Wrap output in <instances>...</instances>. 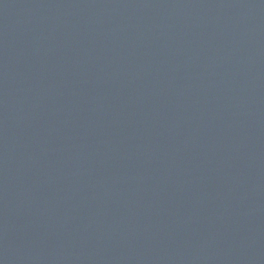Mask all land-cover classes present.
I'll return each mask as SVG.
<instances>
[{
  "label": "water",
  "instance_id": "water-1",
  "mask_svg": "<svg viewBox=\"0 0 264 264\" xmlns=\"http://www.w3.org/2000/svg\"><path fill=\"white\" fill-rule=\"evenodd\" d=\"M0 264H264V0H0Z\"/></svg>",
  "mask_w": 264,
  "mask_h": 264
}]
</instances>
